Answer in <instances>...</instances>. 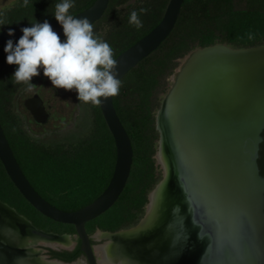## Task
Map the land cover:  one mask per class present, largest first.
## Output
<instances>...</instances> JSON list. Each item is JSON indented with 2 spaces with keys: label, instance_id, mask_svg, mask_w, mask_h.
<instances>
[{
  "label": "water",
  "instance_id": "water-1",
  "mask_svg": "<svg viewBox=\"0 0 264 264\" xmlns=\"http://www.w3.org/2000/svg\"><path fill=\"white\" fill-rule=\"evenodd\" d=\"M108 2L94 0L72 15L88 17L93 24ZM183 2L168 0L159 22L115 56L120 80L168 37ZM43 21L1 29L0 45L19 39L23 27ZM47 21L64 36L56 19ZM101 99L98 105L114 141L115 162L105 188L74 210L50 204L33 188L0 124V162L11 182L42 215L73 225L88 264H101L96 246H102L106 259L114 260L109 264H264V177L257 163L264 129V44L234 48L217 42L185 56L155 115L162 175L147 196L144 214L128 228L97 230V243L92 244L85 223L116 202L133 161L131 139L113 97ZM25 104L36 121L47 119L37 96ZM165 189L167 200L162 198ZM160 199L163 203L158 205ZM29 238L34 241L27 243ZM60 238L35 228L0 201V264H79L47 259L36 247L37 239Z\"/></svg>",
  "mask_w": 264,
  "mask_h": 264
},
{
  "label": "trees",
  "instance_id": "trees-1",
  "mask_svg": "<svg viewBox=\"0 0 264 264\" xmlns=\"http://www.w3.org/2000/svg\"><path fill=\"white\" fill-rule=\"evenodd\" d=\"M93 1L73 0V6L69 9V12L75 14L84 10ZM143 1L144 3L141 4ZM255 1L247 0V6L236 7L234 0H184L178 15L179 19L177 18L178 21H176V25L170 35L156 50L131 69L133 81L122 80L119 93L113 96L116 112L130 139L134 140L135 146L138 145L141 148L142 146L137 142L139 140L143 141L144 138L148 141L149 137L145 135L147 130L154 133L151 137L157 133V129H154L153 111L149 106L148 99L157 82V75L161 70L167 67L170 69L174 68L170 65V62L180 55L184 56L187 54L188 49L192 50L194 48V46H189L188 37H196L194 44H197L199 47L217 42H225L228 46L234 48L264 44V7H256ZM32 2V0H14L10 7L0 9V29L16 23H22L28 19V21H36L55 18L53 15L55 7L52 9H36L40 15H37L38 13L36 12L37 14L35 13L36 15L31 18L24 16L23 13L29 11L28 5ZM59 2L61 0H50V4L54 6ZM118 2H127V4L123 7L120 14L117 15V21L109 24V40L118 42L119 38L122 39L124 36L128 38L126 43L117 47L113 52L114 57L149 32L159 22L168 0H109L101 18L106 15L108 9L109 11L112 8L116 10L117 8L115 9L114 5ZM140 9H146L147 11L140 12ZM133 10L138 12L143 24L139 29L129 23V16ZM185 20L186 25L183 26ZM124 94L133 95L136 98L133 102L134 104L122 101L120 96ZM5 100L4 95H0L2 123L5 125L20 164L26 167L24 168L25 172L28 173L30 170L33 175H39V179L45 183L47 182V185H59L58 189L64 191L65 195H68L69 198L72 195L82 194L83 189L89 185V181L86 178L95 177L96 179L99 174L103 176L105 173L103 183L97 188L96 192L88 196V199L83 202H74L71 199L74 203L62 204L61 206L66 210H74L92 201L105 188L112 174L115 162L114 141L101 115L98 104H95L98 118L94 121L95 126L93 127L92 134H89L88 137H80L78 135L76 138L69 137L68 140L64 139L63 142H67L66 144H68L64 148L56 146L57 144H36L22 137L17 132V126L14 124V121L8 118V114L4 109ZM97 136L108 139V152L110 151L111 155L110 161L104 170H102L103 163L94 160L97 155L100 156L102 154V151L96 145L98 141ZM139 147H137L138 150ZM82 152L89 153L87 154L89 163L85 162V158L84 161L81 158ZM151 155L143 151L142 156L139 155L140 157H138V161H141L144 165L139 170V177L143 181L141 186L136 191H133L131 195H128V190H125L127 202L123 208V217L120 220L111 221L107 225H103L93 219L88 222L89 230L93 231L95 227H99L106 231H116L133 226L139 221L144 214V206L147 203L148 186L156 180L152 171L153 160L151 159ZM55 169L58 172L50 174L49 171H55ZM2 171L0 164V199L5 201V203L7 202L9 206L16 208L19 213L37 222V211L23 199ZM86 173H89L88 177L85 175ZM62 176H68L69 182L67 185L59 183V180L50 179H59ZM135 195H137V198L133 199ZM71 232H74V230L72 229ZM52 254L63 261H73L81 254V251L79 246H77L70 252L53 250Z\"/></svg>",
  "mask_w": 264,
  "mask_h": 264
},
{
  "label": "clouds",
  "instance_id": "clouds-1",
  "mask_svg": "<svg viewBox=\"0 0 264 264\" xmlns=\"http://www.w3.org/2000/svg\"><path fill=\"white\" fill-rule=\"evenodd\" d=\"M73 0H61L55 6L54 17L62 25L64 40L47 20L21 29L22 35L14 43L4 45L6 62L17 67L11 77L13 83L31 86L32 77L40 74L50 79L54 87L75 90L79 101L102 103L120 91L117 59L110 44L97 36L88 17H77L69 12ZM140 12L147 11L140 9ZM129 23L143 26L139 14L133 10ZM13 29H8L9 35Z\"/></svg>",
  "mask_w": 264,
  "mask_h": 264
},
{
  "label": "rangeland",
  "instance_id": "rangeland-1",
  "mask_svg": "<svg viewBox=\"0 0 264 264\" xmlns=\"http://www.w3.org/2000/svg\"><path fill=\"white\" fill-rule=\"evenodd\" d=\"M14 0H12L11 2H13ZM33 2L30 3L28 5V9L29 11L26 13H23L24 16H28L27 18H31L34 17L39 11H37L38 9L42 10V9H52L55 6L50 4V0H32ZM144 1L141 3L143 4ZM33 4V6H32ZM127 2L122 3V2H118L116 3L115 9L113 8L108 9V12L106 13V15L103 18H100L99 21H97L94 25H93V31L94 33L99 36L101 39L103 40H108L107 42L110 44V46L113 49V52L116 50L117 47H120L121 45H123L124 43L127 42V38L126 36H124L122 39H118V42H114V40H109V24L111 23H115L118 19L117 15L120 14V12L122 11L123 7L126 6ZM234 4L236 7H245L248 5L247 0H234ZM256 7H264V0H256L254 2ZM158 7V6H157ZM35 8V9H33ZM37 9V10H36ZM36 10V11H35ZM37 12V13H36ZM48 12V11H46ZM36 13V14H35ZM37 15H40V13H38ZM179 19V17H178ZM177 19V21H178ZM29 20V19H28ZM25 20L24 22L28 21ZM33 21V20H32ZM176 25V24H175ZM186 25V20L183 22V26ZM175 27V26H174ZM174 29V28H173ZM214 29H218V28H214ZM218 31V30H217ZM170 35V34H169ZM108 39H107V38ZM188 44L190 47H193V49L198 48L199 46L197 44H194L196 42V37L191 38L188 37ZM61 40L63 41L64 39L61 38ZM17 41V40H16ZM14 41V43L16 42ZM225 43V42H224ZM226 44V43H225ZM4 45L0 46V58L1 56L4 55V57L6 58L7 53H5L4 51ZM192 49V50H193ZM191 50H187V54L190 52ZM185 54L184 56L180 55L178 57H176L172 62H170V65L173 66L174 68L170 69V68H165L164 70H161V72L157 75V82L154 85L153 90L151 91V94L149 96V106L153 111V124L155 126V115L156 112L160 106L162 97L164 96V94L166 93L167 89L169 88V86L172 83V77H173V73L174 71L178 68V66L183 62L185 56L187 55ZM12 66L14 68H16L17 66L12 64ZM132 71L130 70L129 72H127L122 78L121 81L125 80V81H133V76H131ZM121 97V100L124 102H127L128 104H134L133 102L136 100L135 97H133V95H128V94H124ZM58 98V97H57ZM55 98L56 101L54 102V106L53 108L55 109V111H57L58 113H62L67 115V118L65 122L62 121H58L55 120L51 123H49L46 126V130L44 132L45 136L47 138H59L60 135L59 133H63V132H67L69 130H73L70 131L69 137H74L76 138V136L80 137H88L89 134H92L93 132V127L95 126V122L96 119L98 118L97 116V110L96 107L93 108L91 105V102H88L87 106V114L89 116L85 115V117L83 118L82 124L81 122L77 119H74L75 117H73V114L79 113V110L77 109V106H75L76 102H74V95H73V91L69 90L67 91L65 97H60V98ZM70 116V117H69ZM53 125H56L55 127H53ZM53 128L57 129V132H55L56 130H54ZM154 129L156 130V128L154 127ZM74 130H79L78 131H74ZM42 131V130H40ZM157 133H155V135L153 137H151V135H153V132H150L149 130L146 131L145 135L149 137L148 141H146V138H144V140H139L137 143H139L142 147L140 148L138 145L135 146V142L134 140L131 139L132 142V147H133V161H132V165H131V169H130V174L128 176L126 185L122 191V193L120 194V196L118 197V199L116 200V202L108 209L106 210L104 213H102L101 215L98 216V218L96 217L95 220L103 225H107L109 224L111 221H114L116 219H119L123 217L124 213H123V208L125 203L127 202V195H125V190H128L129 194L131 195V193H133V191H136L139 186H141L142 184V178L139 177L140 174V169L143 168V163L141 161H138V157H140L139 155L142 156V152L145 151L151 155V159L153 160V174L155 176V182L152 183L150 186H148L147 189V196L149 194V192L154 188L155 184L161 179V175H162V168L159 164V162L157 161V159L155 158V155L157 153V147H158V139H159V134L158 131L156 130ZM43 137V138H44ZM102 136H97L96 138L98 139L97 141V148L102 151V154L99 156L97 155L94 160H96V162L99 163H103L102 166V170L105 169L106 165L109 163L110 161V151L109 150V146H108V139H105ZM46 138V140H47ZM56 146L59 147H67L68 144H66L63 141H58L56 143ZM137 147H139V150L137 149ZM153 148V149H152ZM152 149V151H151ZM87 154L89 153H85L82 152L81 153V158H85V162L89 163V158L87 156ZM99 156V157H98ZM93 158V157H92ZM93 160V161H94ZM50 174L52 173H57L58 170L55 169V171H49ZM77 173V172H76ZM28 175L30 176L32 182H34V184L36 185V187L41 191H46L44 190V188L47 185V182H43L41 179H39V175L35 176L33 175V173H31V171H28ZM87 177L89 176V173L85 174ZM105 175V173H104ZM104 175L102 176V174H99V176L95 179V177H91V178H86L89 181V185L87 187H85L83 189V192H81L82 194H76V195H72V197L70 198L69 202H61L58 203L60 205L64 204H72L74 202H83L84 200L88 199V196L90 194H93L94 192H96L97 188L103 183L104 180ZM68 176L64 177H60L58 178H50V179H56L59 180V183H63V184H67L69 182V180L67 179ZM94 180V181H93ZM55 181V180H54ZM41 185H44L41 186ZM137 195L133 196V199H136ZM74 200L73 201H71ZM146 206V205H145ZM144 206V207H145ZM89 226V225H88ZM89 229V228H88ZM102 229V228H99ZM91 230H89L90 232ZM92 232V231H91Z\"/></svg>",
  "mask_w": 264,
  "mask_h": 264
},
{
  "label": "flooded vegetation",
  "instance_id": "flooded-vegetation-1",
  "mask_svg": "<svg viewBox=\"0 0 264 264\" xmlns=\"http://www.w3.org/2000/svg\"><path fill=\"white\" fill-rule=\"evenodd\" d=\"M11 1L9 3L1 6L0 9L10 7L12 5ZM45 20H50V19H45ZM36 21H39V20H36ZM26 22H32V21H26ZM22 23H25V22H22ZM16 24H19V23H16ZM13 25H15V24H13ZM9 26H12V25H9ZM9 26H6V27H9ZM6 27H4V28H6ZM60 37L63 39L65 38L64 36H60ZM14 41H16V40H14ZM14 71H15V68L12 66V64H9L6 62V58L4 57V55L1 56V58H0V95L3 94L4 97L6 98V100H5L6 104H5L4 109L8 114V118L11 121H14V124L17 126V132L20 133L22 137H25L29 141L36 143V144L42 143L45 145H54L58 141H63L64 139L68 140V138H69L68 133H70V131H73V130H69L67 132L59 133V135H60L59 138L44 137L45 136L44 132L46 130V126L51 122H53L55 120L65 122L68 120V119L66 120L67 115L62 114L60 112L58 113L57 111H55L53 106H54V102L56 101L55 98L65 97L67 91H69V90H66L62 87H54L51 84L50 79L43 75L42 69L40 71V74L32 77V83H31L30 88L28 85H26L24 83H18V84L13 83L12 82L13 78L11 77V75ZM72 91H73L74 100H75L74 102H76L75 106H77V109L79 110V113L73 114L72 116L75 117L74 119L77 118L82 124V121H83V118L85 117V115L88 116V114H87V109H88L87 105L88 104L83 102V101H79L76 91L74 89ZM33 96H37L42 101L43 109L47 113V119L44 122L36 121L33 113L30 111V109L25 104V101L28 98H31ZM91 105L93 108H95V104L91 103ZM88 119H89V116H88ZM2 121L3 120H2L1 115H0V124H1V127L3 128L5 137L7 138L8 142H9V145L13 151V154H14L23 174L28 179L30 184L50 204H52V205H54L60 209L66 210L58 203L69 202L70 198L68 195H65L64 191L58 189L59 185H57V186L55 184H53V186L48 185L44 188V190H46V191L41 192L36 187L34 182H32L28 173L25 172L26 170H24V168H26V167H24V165L20 164V162H19V160H18V158L14 152V148L10 142L8 133H7L6 128H5V125H3ZM55 126L56 125H53V127H55ZM53 129L56 130L55 132H57L56 128H53ZM40 130H42V131H40ZM74 131H78V133H79V130H74ZM261 135H262V140L259 144L257 163H258L259 173L261 174L262 177H264V129H263ZM46 138H47V140H46ZM65 143H67V142H65ZM0 164H1V167L3 170L2 172H4L5 176L8 177V175L6 174L5 169H4L1 162H0ZM8 179L10 180L9 177H8ZM10 182H11V180H10ZM12 185H13V183H12ZM64 185H67V184H64ZM41 186L44 187V185H41ZM18 193L21 195V193L19 191H18ZM23 199L26 200L24 197H23ZM0 201H2V200L0 199ZM147 201H148V199H147ZM2 202L5 203V201H2ZM14 210L17 213H19L16 210V208H14ZM144 211H145V209H144ZM19 214L22 215L23 217H25L27 220H29L31 225H33L35 228H37L43 232H46V233H52V234H56V235L61 236L60 239H56V240H62L65 237H68V240L71 242L70 246H68V247L50 246L48 244L39 242V245H37L36 247L43 250L41 255H45L47 259L61 260L52 254L53 250L60 251V252L61 251L70 252V251H73L77 246H79V238L75 234V231L71 232L72 229L74 230L73 225L56 222V221L42 215L38 211L36 213L37 222H36V220L35 221L31 220L30 218H28L27 216H25L22 213H19ZM88 222L85 223L86 231L91 236V243L96 244L97 241H95L94 234L97 232V230H101V231H106V230H102V229H99V227H95L92 232L91 231L89 232ZM73 261L79 262V264H88L84 254L82 252ZM65 262H71V261H65Z\"/></svg>",
  "mask_w": 264,
  "mask_h": 264
},
{
  "label": "bare ground",
  "instance_id": "bare-ground-1",
  "mask_svg": "<svg viewBox=\"0 0 264 264\" xmlns=\"http://www.w3.org/2000/svg\"><path fill=\"white\" fill-rule=\"evenodd\" d=\"M9 0H0V5L1 4H4L5 2H7ZM155 158L157 159V161L160 163L162 162V159H161V155L160 154H156L155 155ZM164 163V162H163ZM165 166V165H164ZM165 192L162 193V198H166L165 200H167L169 198V192L167 191V189L164 190ZM165 194V195H164ZM164 195V196H163ZM160 202H158V205L159 203H163L161 202V199L159 200ZM32 241L34 240H31L30 238L27 239V243H31ZM37 241L41 242V243H45V244H48L50 246H56V247H68L70 246L71 242L68 240V237H65L64 239L62 240H42V239H37ZM21 243V242H20ZM22 243H25L24 241ZM21 243V244H22ZM30 253H32L33 251L32 250H28ZM96 254L98 256V260L101 264H109L111 263L112 261H114L113 259L111 260H108L105 258V255L103 253V250H102V246H96ZM119 264L121 262H118ZM50 264V263H48ZM54 264V263H52Z\"/></svg>",
  "mask_w": 264,
  "mask_h": 264
}]
</instances>
